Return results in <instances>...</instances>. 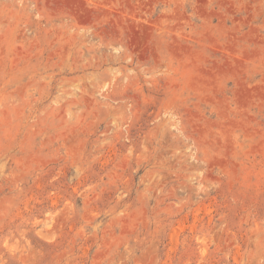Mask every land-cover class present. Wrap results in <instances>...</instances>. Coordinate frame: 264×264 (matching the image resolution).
Instances as JSON below:
<instances>
[{"label":"rangeland","instance_id":"rangeland-1","mask_svg":"<svg viewBox=\"0 0 264 264\" xmlns=\"http://www.w3.org/2000/svg\"><path fill=\"white\" fill-rule=\"evenodd\" d=\"M0 264H264V0H0Z\"/></svg>","mask_w":264,"mask_h":264}]
</instances>
